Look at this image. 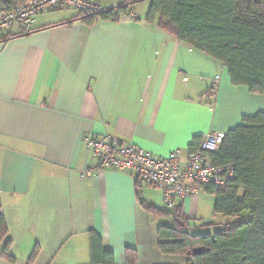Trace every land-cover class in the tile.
I'll use <instances>...</instances> for the list:
<instances>
[{
	"label": "crops",
	"instance_id": "1",
	"mask_svg": "<svg viewBox=\"0 0 264 264\" xmlns=\"http://www.w3.org/2000/svg\"><path fill=\"white\" fill-rule=\"evenodd\" d=\"M123 1L102 0L104 11ZM144 4L91 27L75 11L49 12L30 33L0 40V264L32 255L31 264H90V232L113 264H125L126 249L136 264H188L158 250L157 228L171 218L139 205L165 210L161 192L123 172L86 176L97 161L83 139L107 135L185 160L206 135L264 113V96L231 84L222 63L159 28L158 17L148 21ZM214 202L201 191L175 207L198 232L229 222L214 215Z\"/></svg>",
	"mask_w": 264,
	"mask_h": 264
},
{
	"label": "trees",
	"instance_id": "2",
	"mask_svg": "<svg viewBox=\"0 0 264 264\" xmlns=\"http://www.w3.org/2000/svg\"><path fill=\"white\" fill-rule=\"evenodd\" d=\"M144 2L150 3L148 21L158 17L159 28L222 63L231 84L264 96V0H124L116 10L80 12L75 20L87 27L115 22ZM209 156L214 166H232L234 179L223 191L211 186L200 189L214 196L215 216L235 221L194 227L197 232L179 207L160 210L140 200L148 213L171 218L170 225L157 228L159 252L186 258L188 264H264V113L243 119V125L224 135L219 151ZM245 215L248 218L241 220ZM6 236L0 210V244ZM89 246L90 264H113L112 254L103 251L101 238L94 232L89 233ZM32 260L33 255L27 264ZM136 263L137 252L126 249L125 264Z\"/></svg>",
	"mask_w": 264,
	"mask_h": 264
},
{
	"label": "built area",
	"instance_id": "3",
	"mask_svg": "<svg viewBox=\"0 0 264 264\" xmlns=\"http://www.w3.org/2000/svg\"><path fill=\"white\" fill-rule=\"evenodd\" d=\"M63 10L105 12L102 0H0V40L30 33L38 16ZM223 139L224 135H206L198 149L181 160L178 151L159 158L107 135L86 136L83 143L96 159L97 167L85 175L107 170L127 173L137 188L159 190L164 208L170 211L175 207V201H184L201 192V186L223 191L234 179L232 166L217 167L210 160L209 155L219 151Z\"/></svg>",
	"mask_w": 264,
	"mask_h": 264
},
{
	"label": "rangeland",
	"instance_id": "4",
	"mask_svg": "<svg viewBox=\"0 0 264 264\" xmlns=\"http://www.w3.org/2000/svg\"><path fill=\"white\" fill-rule=\"evenodd\" d=\"M145 3V2H144ZM144 3H141L142 5H146V4H144ZM140 4V5H141ZM139 9H142V7H140ZM257 101H258V104H259V106H263L264 105V99H257ZM141 191H143V190H141ZM242 196L240 195V197L239 198H241ZM159 207H163V204L160 202L159 203ZM242 218H240L241 220H246L247 218H248V216L247 215H245V216H241ZM239 219V220H240ZM227 221H229V224H233V222L235 221L234 219H228ZM169 225L171 224V221H169V222H167Z\"/></svg>",
	"mask_w": 264,
	"mask_h": 264
}]
</instances>
